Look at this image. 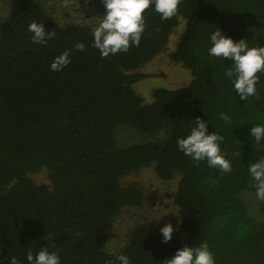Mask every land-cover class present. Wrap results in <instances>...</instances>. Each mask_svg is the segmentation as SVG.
Listing matches in <instances>:
<instances>
[{
  "label": "trees",
  "instance_id": "16d2710c",
  "mask_svg": "<svg viewBox=\"0 0 264 264\" xmlns=\"http://www.w3.org/2000/svg\"><path fill=\"white\" fill-rule=\"evenodd\" d=\"M143 16L140 45L102 58L89 26L58 23L39 0H10L0 19V264L12 256L29 264L27 251L35 256L42 247L60 264H119L118 254L130 264H162L178 248L203 242L215 264H264V223L248 215L240 197L256 191L248 167L264 157V139L250 136L251 126H264V73H257V96L241 100L224 75L232 60L209 55L218 29L234 42L264 46V0H182L171 19L161 20L154 5ZM180 19L183 30L168 57L191 79L157 87L145 102L134 89L144 77L137 69L166 47ZM31 20L56 33L46 46L30 41ZM77 41L83 51L74 48ZM66 49L71 62L52 71ZM197 116L224 137L219 146L231 172L178 149ZM123 125L145 139L119 145ZM150 166L160 179L179 176L172 238L163 243L160 225L143 221L112 254L106 243L113 219L143 201L141 188L122 179ZM41 169L48 182L37 184L29 174Z\"/></svg>",
  "mask_w": 264,
  "mask_h": 264
},
{
  "label": "clouds",
  "instance_id": "9594fccd",
  "mask_svg": "<svg viewBox=\"0 0 264 264\" xmlns=\"http://www.w3.org/2000/svg\"><path fill=\"white\" fill-rule=\"evenodd\" d=\"M102 2L105 14L99 16L100 19L93 30L92 46L99 50L102 58H106L119 52H127L132 46L140 45L146 27L143 16L145 10L154 5L161 20H168L177 14L182 0H102ZM67 3L68 0H65V6ZM28 31L32 33L30 37L32 43L44 46L47 45L48 40L56 36L54 31H46L44 25L37 23L36 20L29 22ZM210 40L209 55L232 60L234 68L227 69L224 75L232 80L240 99L247 101L249 97L257 96L256 85L259 82L257 73H264V46L249 47L243 38L234 42L231 37L223 35L219 29L211 33ZM74 48L83 51L85 45L77 41ZM70 53L71 50L66 49L57 55L51 62L50 69L60 71L66 67L71 62ZM220 118L227 124L231 123V118L226 113H220ZM195 124V127H191L190 134L178 138V149L184 155L190 156L193 161L207 160L210 167H218L223 173L231 172L232 166L221 154L219 146V142H222L224 137L216 132H208L206 122L199 116L195 118ZM250 136L259 143L264 139V126L259 124L251 126ZM248 171L255 181L257 199L264 201V157L250 163ZM160 232L162 242L167 243L172 238V224L170 222L164 224ZM26 259L29 264H60L57 253L49 252L44 247L35 256L29 249ZM116 259L119 264H130L129 257L125 254H118ZM10 264H19V261L12 256ZM106 264H113V261H106ZM162 264H215V261L207 242H203L196 247L178 248L175 254L171 258L164 259Z\"/></svg>",
  "mask_w": 264,
  "mask_h": 264
},
{
  "label": "rangeland",
  "instance_id": "374dc122",
  "mask_svg": "<svg viewBox=\"0 0 264 264\" xmlns=\"http://www.w3.org/2000/svg\"><path fill=\"white\" fill-rule=\"evenodd\" d=\"M46 10L60 24L87 25L93 31L97 26L99 16L105 14L102 0H39ZM10 0H0V19L7 15ZM184 20L180 19L177 26L169 36L166 47L148 60L137 71L144 75L134 84L135 91L145 102L151 101L152 90L157 87L177 88L185 86L191 79L188 68L172 62L168 53L174 49L175 44L182 33ZM119 145H127L142 141L145 137L129 126H120L116 132ZM31 179L39 183H47V175L44 169L29 174ZM179 176L163 180L156 176L153 167L143 168L122 179L123 184L135 183L143 192V201L139 206H124L113 219L108 232L106 250L117 254L126 243L131 229L143 221L154 220L160 227L171 223L173 230L178 222L177 207L173 202V194L176 190ZM246 212L259 223H264V201L256 197L255 192L247 190L240 194Z\"/></svg>",
  "mask_w": 264,
  "mask_h": 264
}]
</instances>
